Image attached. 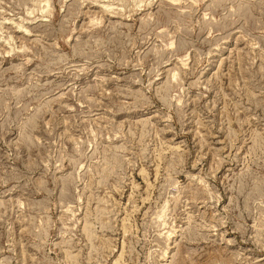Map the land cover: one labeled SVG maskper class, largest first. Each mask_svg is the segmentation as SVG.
<instances>
[{
	"label": "rangeland",
	"instance_id": "obj_1",
	"mask_svg": "<svg viewBox=\"0 0 264 264\" xmlns=\"http://www.w3.org/2000/svg\"><path fill=\"white\" fill-rule=\"evenodd\" d=\"M0 264H264V0H0Z\"/></svg>",
	"mask_w": 264,
	"mask_h": 264
}]
</instances>
